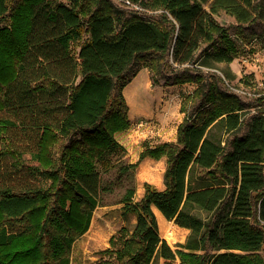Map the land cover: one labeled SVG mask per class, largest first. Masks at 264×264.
Returning <instances> with one entry per match:
<instances>
[{
	"label": "trees",
	"instance_id": "trees-1",
	"mask_svg": "<svg viewBox=\"0 0 264 264\" xmlns=\"http://www.w3.org/2000/svg\"><path fill=\"white\" fill-rule=\"evenodd\" d=\"M120 1L129 9L0 0V162L49 183L0 187V264H70L100 204L99 168L126 151L116 138L131 127L124 90L142 68L154 87L164 75L165 86L197 88L181 102L177 140L129 166L166 158L165 188L145 184L140 201L127 192L123 212L137 222L96 264H264V112H247L230 90L241 49L215 18L233 17L242 35L264 22V0H128L160 10L156 21ZM32 133L33 146L21 140ZM28 150L37 165H25ZM155 210L191 231L186 244L161 237Z\"/></svg>",
	"mask_w": 264,
	"mask_h": 264
},
{
	"label": "rangeland",
	"instance_id": "rangeland-1",
	"mask_svg": "<svg viewBox=\"0 0 264 264\" xmlns=\"http://www.w3.org/2000/svg\"><path fill=\"white\" fill-rule=\"evenodd\" d=\"M55 1L65 2V0ZM113 2L121 8L129 9V7L123 6L120 0H113ZM143 2L149 4L150 0H143ZM135 6L138 9L133 8L142 12L144 19L158 20L157 14L161 12L160 10L153 11L150 7L147 8L138 4ZM131 16V13L126 15L127 18ZM215 18L228 30L231 38L241 49L238 58L229 66L236 76V79L230 83V90L240 97L242 103L246 106L247 112L251 114L258 111L264 112V22L259 21L245 25L244 33L241 35L238 31V24L233 17L221 11L215 15ZM220 67L222 69L227 68L226 65H220ZM139 75L141 78L135 85L144 83L140 95H144V86L147 84L150 91L160 94V99L154 103L151 112L139 115L131 114L128 104L131 127L128 131L116 135L117 140L125 147L126 151L120 158H112L114 164L110 169L99 168L98 191L100 204L93 212L89 230L73 245L70 264H96L102 258V251L109 247L110 238L121 228H132L136 224V216L124 215L123 212V199L129 190L134 189V199L140 201L145 193V184H150L159 190L165 188L166 158L160 160L145 158L139 162L138 167L130 168L129 166L138 163L147 146L152 147L177 140V130L184 119V114L180 111L181 102L185 96L191 94L197 88V84L165 86L167 77L160 75L158 76L159 85L154 87L152 72L148 68H142L137 76ZM241 80L243 82H240ZM77 81L79 82L80 78ZM127 87L124 90V96ZM17 134L18 132H12L10 136L13 138V135L16 136ZM20 135H24V133L21 132ZM31 136H33L31 140L27 137H21V140L28 141L33 146L35 134L32 133ZM2 144L3 142L0 139L1 148H3ZM23 156L26 166L37 165L32 160L30 150L26 151ZM146 161H151L152 167L157 169L155 176L146 177L141 174L140 169ZM13 162L10 158H3L0 162V187L9 186L22 189L49 186V183L41 176H32L27 169L17 170L14 168ZM166 221L167 229L174 234L175 239L168 238L166 233H160V235L176 250L180 248V245L187 243L191 231L179 227L174 221ZM21 225L24 227V224H19V226ZM19 226L16 228H19Z\"/></svg>",
	"mask_w": 264,
	"mask_h": 264
},
{
	"label": "bare ground",
	"instance_id": "bare-ground-1",
	"mask_svg": "<svg viewBox=\"0 0 264 264\" xmlns=\"http://www.w3.org/2000/svg\"><path fill=\"white\" fill-rule=\"evenodd\" d=\"M138 80L130 84L129 87H127L125 91V97L128 101V104L130 106V112L133 115H139L142 113H147L151 112L153 109L154 103H156L160 99V94H156L154 91H150L148 88V85L145 84L144 86V95H140L141 89H143V84H137ZM139 85V86H138ZM141 174L143 176H155V172H157V169L152 167V162L151 161H146L141 169ZM157 220H158V225H159V230L160 233H166V236L168 238H173L175 239V236L169 229H167V221L164 218V216L158 211L155 210Z\"/></svg>",
	"mask_w": 264,
	"mask_h": 264
},
{
	"label": "built area",
	"instance_id": "built-area-1",
	"mask_svg": "<svg viewBox=\"0 0 264 264\" xmlns=\"http://www.w3.org/2000/svg\"><path fill=\"white\" fill-rule=\"evenodd\" d=\"M124 3H125V5H127V6L137 8L134 4H132V3H131L130 1H128V0H125ZM137 9H138V8H137Z\"/></svg>",
	"mask_w": 264,
	"mask_h": 264
},
{
	"label": "crops",
	"instance_id": "crops-1",
	"mask_svg": "<svg viewBox=\"0 0 264 264\" xmlns=\"http://www.w3.org/2000/svg\"><path fill=\"white\" fill-rule=\"evenodd\" d=\"M141 78V76L139 75V76H137L136 77V79L133 81V82H135L136 80H139ZM190 87V86H189ZM192 88H193V85L191 86ZM119 135V134H118Z\"/></svg>",
	"mask_w": 264,
	"mask_h": 264
}]
</instances>
